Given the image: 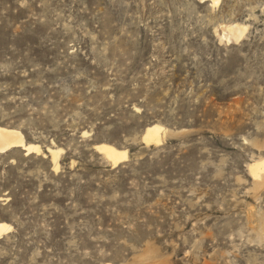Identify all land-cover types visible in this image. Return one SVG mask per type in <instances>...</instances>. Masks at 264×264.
Returning a JSON list of instances; mask_svg holds the SVG:
<instances>
[{"label":"rangeland","instance_id":"rangeland-1","mask_svg":"<svg viewBox=\"0 0 264 264\" xmlns=\"http://www.w3.org/2000/svg\"><path fill=\"white\" fill-rule=\"evenodd\" d=\"M0 126V264H264V0H0Z\"/></svg>","mask_w":264,"mask_h":264},{"label":"bare ground","instance_id":"bare-ground-1","mask_svg":"<svg viewBox=\"0 0 264 264\" xmlns=\"http://www.w3.org/2000/svg\"><path fill=\"white\" fill-rule=\"evenodd\" d=\"M206 1V0H202ZM212 6H217L219 0H209ZM246 25L241 23H230L228 25H222L219 28L218 36L220 40H225L229 42L231 40L237 41L241 38L243 33L246 30ZM218 32V31H217ZM172 131L166 129L162 125L152 124L145 127L141 141L145 145L160 144L166 137L172 135ZM20 147L25 154L36 153L40 154L42 149L38 144L26 143L24 141V137L22 133L18 129L6 128L0 126V153H5L12 148ZM95 149L101 153L112 166L117 165L121 161L127 158V150L126 149H118L112 145L101 143L95 145ZM51 156V161L53 163V168L56 170L58 168V156L61 151L60 148H47ZM43 153V152H42ZM44 154V153H43ZM249 169L254 176H258V170H264V158L258 161H255L249 165ZM11 225L0 222V237L11 230Z\"/></svg>","mask_w":264,"mask_h":264},{"label":"water","instance_id":"water-1","mask_svg":"<svg viewBox=\"0 0 264 264\" xmlns=\"http://www.w3.org/2000/svg\"><path fill=\"white\" fill-rule=\"evenodd\" d=\"M42 152L45 154V156H50L49 152L47 151V149H42Z\"/></svg>","mask_w":264,"mask_h":264}]
</instances>
